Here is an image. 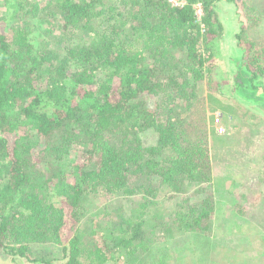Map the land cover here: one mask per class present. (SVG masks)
Masks as SVG:
<instances>
[{
  "label": "trees",
  "instance_id": "1",
  "mask_svg": "<svg viewBox=\"0 0 264 264\" xmlns=\"http://www.w3.org/2000/svg\"><path fill=\"white\" fill-rule=\"evenodd\" d=\"M54 1L59 34L32 36L40 28L29 19L39 16L33 0H12L1 16L0 251L45 261L31 251L54 242L60 264H167L183 237L210 251L217 207L199 100L202 83L221 86L212 75L222 57L221 0ZM229 23L240 41L245 25L238 16ZM247 50L233 60V84L264 104V48Z\"/></svg>",
  "mask_w": 264,
  "mask_h": 264
},
{
  "label": "rangeland",
  "instance_id": "2",
  "mask_svg": "<svg viewBox=\"0 0 264 264\" xmlns=\"http://www.w3.org/2000/svg\"><path fill=\"white\" fill-rule=\"evenodd\" d=\"M12 0H0V21L7 11V3ZM38 5L37 21L40 28L32 36L39 38L42 30L52 29L55 34L61 32L60 13L54 0H33ZM220 11L224 24V33L220 40L222 57L213 70V81L221 86L205 82L201 84L199 103L206 109L210 132V157L217 213L212 219V249L207 252L192 237L174 240V258H168L167 264H264V104L249 103L235 90L234 74L236 62L248 53V43L255 42L264 48V0H221ZM31 10L34 7L31 6ZM4 11V13H3ZM237 11V15L236 12ZM245 25L241 40L233 37L239 32L231 20ZM228 33L231 35L229 36ZM241 42L239 46V43ZM63 42L59 44L61 48ZM237 46L243 48V51ZM244 58H247L245 56ZM227 80V81H226ZM230 107H235L231 111ZM183 123L187 126V111H182ZM224 130L220 132V129ZM24 131V128H21ZM22 133V132H21ZM151 136L146 133L145 141L150 143ZM237 183L233 196L229 189ZM242 185V186H241ZM240 188V189H239ZM250 189L249 191L246 190ZM159 199L165 210L169 209L172 194L169 188L159 192ZM100 200V199H98ZM166 203V204H165ZM122 204H127L122 200ZM162 212V211H161ZM96 213L95 210L91 212ZM159 216H156V219ZM156 219H153L156 220ZM169 246V247H170ZM31 257L45 261H30L26 257L4 255L0 251V264H60L61 247L59 244L36 245ZM157 263V262H156ZM155 263V264H156Z\"/></svg>",
  "mask_w": 264,
  "mask_h": 264
},
{
  "label": "built area",
  "instance_id": "3",
  "mask_svg": "<svg viewBox=\"0 0 264 264\" xmlns=\"http://www.w3.org/2000/svg\"><path fill=\"white\" fill-rule=\"evenodd\" d=\"M170 5L172 7H184L186 5H188V1L187 0H167ZM193 7V10H194V14L196 16V20L198 22H200L202 24V26L204 27V23L202 21L203 19V16L205 14V11H204V5L201 3V2H196L192 5ZM224 129L221 128L220 129V132H222Z\"/></svg>",
  "mask_w": 264,
  "mask_h": 264
}]
</instances>
